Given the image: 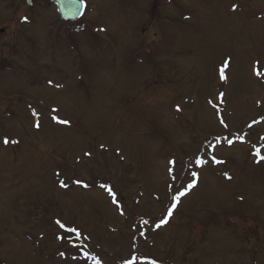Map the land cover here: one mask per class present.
Masks as SVG:
<instances>
[{"label":"rangeland","instance_id":"obj_1","mask_svg":"<svg viewBox=\"0 0 264 264\" xmlns=\"http://www.w3.org/2000/svg\"><path fill=\"white\" fill-rule=\"evenodd\" d=\"M82 1L0 0V264H264V0Z\"/></svg>","mask_w":264,"mask_h":264},{"label":"water","instance_id":"obj_2","mask_svg":"<svg viewBox=\"0 0 264 264\" xmlns=\"http://www.w3.org/2000/svg\"><path fill=\"white\" fill-rule=\"evenodd\" d=\"M29 6H33V0H26ZM58 6L61 18L64 21H75L82 13V3L77 0H51Z\"/></svg>","mask_w":264,"mask_h":264},{"label":"snow or ice","instance_id":"obj_3","mask_svg":"<svg viewBox=\"0 0 264 264\" xmlns=\"http://www.w3.org/2000/svg\"><path fill=\"white\" fill-rule=\"evenodd\" d=\"M25 19V21L27 20V17H25L24 18ZM59 122H61V123H65V124H67V123H69V121H67V120H62V121H59ZM39 125H37V127H38ZM12 142H17V141H12ZM3 143H5V144H7V143H9V140L7 139V138H5L4 140H3ZM229 143H231V141H229ZM256 155L259 157V159H261V160H264V156H260V153H259V150H257V153H256ZM213 160H215V157H213ZM257 162H259V160L257 161ZM198 163H200V164H203L204 163V161H202V160H198ZM193 175H195V174H193ZM174 179L176 178L175 176L173 177ZM76 183H81L79 180H77L76 181ZM61 186L62 187H66V185L63 183V182H61ZM85 186H87V185H85ZM192 185H189V187H191ZM108 191H109V193L111 194V195H115L113 192H112V190H111V188H109L108 189ZM180 195H184V193L183 192H181L180 193ZM178 199V198H177ZM171 214V211H169V215ZM162 222H166V221H162ZM57 224H60V221H57ZM60 227H65L63 224H60ZM157 227H159V225H157ZM68 231H76L75 229H68Z\"/></svg>","mask_w":264,"mask_h":264},{"label":"bare ground","instance_id":"obj_4","mask_svg":"<svg viewBox=\"0 0 264 264\" xmlns=\"http://www.w3.org/2000/svg\"><path fill=\"white\" fill-rule=\"evenodd\" d=\"M181 206V205H180ZM179 208V207H178ZM178 210V209H177Z\"/></svg>","mask_w":264,"mask_h":264}]
</instances>
